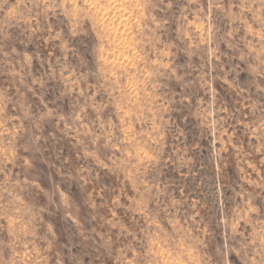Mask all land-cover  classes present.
<instances>
[{"label":"rangeland","instance_id":"1","mask_svg":"<svg viewBox=\"0 0 264 264\" xmlns=\"http://www.w3.org/2000/svg\"><path fill=\"white\" fill-rule=\"evenodd\" d=\"M264 264V0H0V264Z\"/></svg>","mask_w":264,"mask_h":264},{"label":"bare ground","instance_id":"2","mask_svg":"<svg viewBox=\"0 0 264 264\" xmlns=\"http://www.w3.org/2000/svg\"><path fill=\"white\" fill-rule=\"evenodd\" d=\"M179 264H184V263L182 262V263H179Z\"/></svg>","mask_w":264,"mask_h":264}]
</instances>
